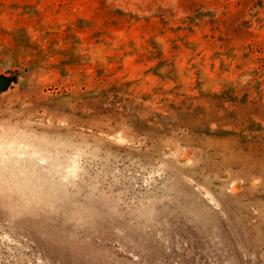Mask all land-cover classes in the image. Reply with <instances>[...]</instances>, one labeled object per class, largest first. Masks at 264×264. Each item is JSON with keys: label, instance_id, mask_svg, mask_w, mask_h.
<instances>
[{"label": "rangeland", "instance_id": "1", "mask_svg": "<svg viewBox=\"0 0 264 264\" xmlns=\"http://www.w3.org/2000/svg\"><path fill=\"white\" fill-rule=\"evenodd\" d=\"M0 264H264V0H0Z\"/></svg>", "mask_w": 264, "mask_h": 264}]
</instances>
